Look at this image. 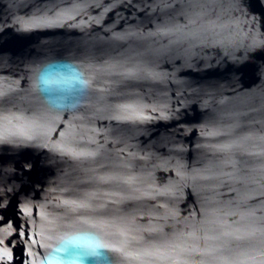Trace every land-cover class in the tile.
I'll return each mask as SVG.
<instances>
[{"label": "water", "instance_id": "water-1", "mask_svg": "<svg viewBox=\"0 0 264 264\" xmlns=\"http://www.w3.org/2000/svg\"><path fill=\"white\" fill-rule=\"evenodd\" d=\"M51 56L91 81L75 111L32 89ZM68 231L111 264H264V0H0V264Z\"/></svg>", "mask_w": 264, "mask_h": 264}, {"label": "clouds", "instance_id": "clouds-1", "mask_svg": "<svg viewBox=\"0 0 264 264\" xmlns=\"http://www.w3.org/2000/svg\"><path fill=\"white\" fill-rule=\"evenodd\" d=\"M32 89L42 103L54 113L77 110L91 87L80 64L69 58L51 56L36 67ZM109 244L93 231H68L60 235L56 248L40 264H88V261H105L111 264Z\"/></svg>", "mask_w": 264, "mask_h": 264}]
</instances>
